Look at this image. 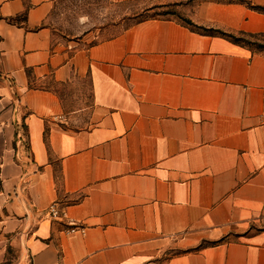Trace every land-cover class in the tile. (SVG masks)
Wrapping results in <instances>:
<instances>
[{
  "label": "crops",
  "instance_id": "0c3cea01",
  "mask_svg": "<svg viewBox=\"0 0 264 264\" xmlns=\"http://www.w3.org/2000/svg\"><path fill=\"white\" fill-rule=\"evenodd\" d=\"M54 2L0 0V264H264V52L172 18L57 42ZM196 2L264 34V0Z\"/></svg>",
  "mask_w": 264,
  "mask_h": 264
},
{
  "label": "rangeland",
  "instance_id": "374dc122",
  "mask_svg": "<svg viewBox=\"0 0 264 264\" xmlns=\"http://www.w3.org/2000/svg\"><path fill=\"white\" fill-rule=\"evenodd\" d=\"M197 0H55L52 11L46 21L54 41L76 43L88 46L114 37L139 20V14L147 7L159 5L145 13L149 18H172L186 24L184 19ZM194 30L212 35H221L214 28L190 26ZM222 32V31H221ZM225 33V32H223ZM231 40L253 50L264 52V35L225 33ZM13 259V258H12ZM3 264H12L9 260Z\"/></svg>",
  "mask_w": 264,
  "mask_h": 264
},
{
  "label": "trees",
  "instance_id": "16d2710c",
  "mask_svg": "<svg viewBox=\"0 0 264 264\" xmlns=\"http://www.w3.org/2000/svg\"><path fill=\"white\" fill-rule=\"evenodd\" d=\"M137 1V0H136ZM128 2H135V1H128ZM159 7V5H153V6H149V7H147V9L143 12V13H140L138 16H139V20L137 21V22H141V21H144V20H146V17H148V16H146L145 15V13H147V12H150L153 8H158ZM184 21L186 22V25L187 26H195V24L190 20V19H188V18H185L184 19ZM136 22V23H137ZM185 24V23H184ZM191 28V27H190ZM193 29V28H192ZM194 30V29H193ZM216 32H218V33H220V34H222V35H224V36H227L225 33H223V32H221V31H216ZM209 35H212V34H209ZM251 35H264L263 33L262 34H251ZM232 41H234L235 43H238V44H240V42L239 41H237V40H232Z\"/></svg>",
  "mask_w": 264,
  "mask_h": 264
},
{
  "label": "built area",
  "instance_id": "2783aa9c",
  "mask_svg": "<svg viewBox=\"0 0 264 264\" xmlns=\"http://www.w3.org/2000/svg\"><path fill=\"white\" fill-rule=\"evenodd\" d=\"M50 212H51V214H52L53 217H57L59 215L58 210L55 207V205H52L50 207ZM1 229H2V221L0 220V230ZM70 231L73 232V231H75V229H71Z\"/></svg>",
  "mask_w": 264,
  "mask_h": 264
}]
</instances>
